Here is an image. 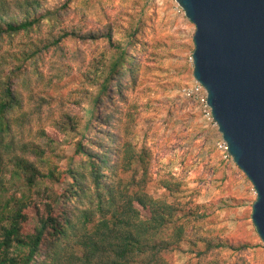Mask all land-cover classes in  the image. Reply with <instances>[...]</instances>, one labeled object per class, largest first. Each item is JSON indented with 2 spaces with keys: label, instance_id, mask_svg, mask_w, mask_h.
Here are the masks:
<instances>
[{
  "label": "trees",
  "instance_id": "1",
  "mask_svg": "<svg viewBox=\"0 0 264 264\" xmlns=\"http://www.w3.org/2000/svg\"><path fill=\"white\" fill-rule=\"evenodd\" d=\"M75 13L70 2L52 9L45 0H0L1 46L46 26L53 32L49 42L33 43L26 61L39 60L53 46L63 52L66 38L109 44V57L103 60L108 63L96 65L92 82L98 91L88 96L82 129L65 112L64 102L55 113L50 99L37 101L33 82L20 79L15 70L6 73L5 58L0 59V264H170L167 253L187 240L193 246L198 242L189 233L195 229L180 222L179 208L148 189L154 180L153 156L135 143L131 108L137 106L130 103V88L140 80L146 59L133 48L137 31L128 36V44L117 38L113 26L107 31L69 26L57 36ZM86 59L76 61L80 72ZM54 76L64 78L59 70ZM48 126L57 133L78 131V140L66 135V143L75 145L66 170L60 162L67 157ZM14 180L20 194L11 193ZM49 183L61 184L62 192ZM29 209H35L37 221L26 233ZM201 241L207 252L226 246L216 239Z\"/></svg>",
  "mask_w": 264,
  "mask_h": 264
},
{
  "label": "rangeland",
  "instance_id": "2",
  "mask_svg": "<svg viewBox=\"0 0 264 264\" xmlns=\"http://www.w3.org/2000/svg\"><path fill=\"white\" fill-rule=\"evenodd\" d=\"M67 2L76 13L55 32L57 36L69 26L98 31L113 26L117 38L128 44V36L137 31L133 48L146 59L140 80L130 88V103L137 106V110L131 108L135 143L153 156L154 180L148 189L156 198H166L179 208L180 222L195 229L189 233L198 242L193 246L187 240L167 253L170 264H264V243L252 219L257 200L254 185L235 161L225 159L218 149L220 130L209 126L199 105L182 94V88L194 78L191 58L196 26L187 16L177 13L176 0H45V6L53 9ZM49 33L53 34L46 26L41 32L7 40L0 45V59L5 58L1 64L7 68L6 73L15 70L20 79L33 82L35 99H50L55 113L60 111L57 105L64 102L65 112L82 129L88 96L98 91L92 82L96 65L100 62L102 68L108 63L103 60L109 57V44L106 40L84 42L66 38L61 43L63 52L53 46L39 60L26 61L34 49L33 43L48 39ZM144 49H148L147 53ZM81 56L87 59L80 72L76 61ZM58 70L64 75L62 81L54 76ZM34 72L41 76L33 75ZM25 93L30 96L27 90ZM129 108L127 105L126 110ZM46 131L59 140L60 150L67 157L60 162V168L66 170L75 153V145L66 143V135L78 140V131L57 133L53 126ZM167 182L174 191L166 186ZM49 184L62 192L61 184ZM19 188L14 180L11 193L21 192ZM28 214L26 233L34 230L37 221L35 209H29ZM202 239L223 241L226 246L207 252Z\"/></svg>",
  "mask_w": 264,
  "mask_h": 264
},
{
  "label": "water",
  "instance_id": "3",
  "mask_svg": "<svg viewBox=\"0 0 264 264\" xmlns=\"http://www.w3.org/2000/svg\"><path fill=\"white\" fill-rule=\"evenodd\" d=\"M176 1L196 26L194 78L257 192L252 219L264 243V0Z\"/></svg>",
  "mask_w": 264,
  "mask_h": 264
},
{
  "label": "built area",
  "instance_id": "4",
  "mask_svg": "<svg viewBox=\"0 0 264 264\" xmlns=\"http://www.w3.org/2000/svg\"><path fill=\"white\" fill-rule=\"evenodd\" d=\"M177 6H178L177 13L186 16L185 10L179 4ZM191 61L194 64L193 57L191 58ZM182 94L186 98L195 101L199 105L202 115L209 126L216 128L217 130H220L219 124L214 118L212 108L208 103V92L206 88L203 86V84H201L199 81L193 78V80L190 83H188L182 88ZM217 147L222 152L225 159L233 160L231 154L229 153L228 143L224 140L223 135L221 136V139L218 141ZM254 191L257 194L255 188Z\"/></svg>",
  "mask_w": 264,
  "mask_h": 264
}]
</instances>
